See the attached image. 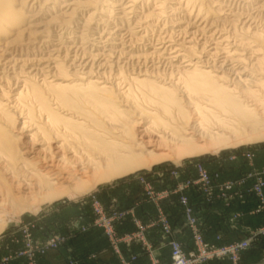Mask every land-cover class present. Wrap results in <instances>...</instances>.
Listing matches in <instances>:
<instances>
[{
    "label": "bare ground",
    "instance_id": "obj_1",
    "mask_svg": "<svg viewBox=\"0 0 264 264\" xmlns=\"http://www.w3.org/2000/svg\"><path fill=\"white\" fill-rule=\"evenodd\" d=\"M34 1L41 4L40 0ZM96 1L62 6L59 0H43L42 5L52 2L48 12L58 15L49 17L50 21L67 26L79 7ZM102 1L95 9L96 17L89 15V23L95 18L105 27L113 21L115 26H128L129 33L137 28L150 33L167 21L164 25L171 24L169 30L177 29L179 40L162 37L159 49L127 57L143 67L154 59L165 61L166 71L158 69L156 60L157 68H150L151 77L147 69L127 79L129 85L145 86L147 92L131 95L130 86L122 88L119 83L113 86H119L121 94L111 92L112 83L106 82L108 61L94 68L102 53L81 61L82 57L71 58V48L64 49V57L60 50H52L50 58L39 60L38 67L31 68L34 60L21 57L35 45L22 43L33 37L29 30L32 20H26L21 10L25 0H0V112L18 109L22 99L28 105L18 117V134L12 136L5 124L0 125V224L12 210L22 206L72 196L75 189L83 190L88 182L110 181L150 168L153 162L164 159L157 154L162 151L200 155L264 142V27L259 31L245 28L255 17L231 11L225 0ZM240 1L248 7L257 0ZM167 2L172 4L168 7ZM254 11L256 17L261 16L264 2ZM176 13L185 17L169 18ZM85 22L84 27H88ZM199 33L203 43L198 41ZM165 39L168 42L161 43ZM110 48L108 54H116V45ZM11 50L20 51V55L12 56ZM220 55L223 57L217 61ZM121 56L126 57V53ZM67 69L72 72L69 76L82 74L89 79L70 80ZM52 72L65 76L60 84L49 81ZM123 74V70L117 71V77ZM94 76L96 79L90 78ZM143 77L147 78L140 79ZM77 81L82 83L71 86ZM19 83L23 86L16 93L15 89L20 88L13 87ZM71 88L76 89L75 93H68ZM134 109L141 110L134 113ZM3 115L14 127L10 114Z\"/></svg>",
    "mask_w": 264,
    "mask_h": 264
},
{
    "label": "rangeland",
    "instance_id": "obj_2",
    "mask_svg": "<svg viewBox=\"0 0 264 264\" xmlns=\"http://www.w3.org/2000/svg\"><path fill=\"white\" fill-rule=\"evenodd\" d=\"M40 1H41V4L39 1L35 2L34 0H25V4H22V5H24L25 8L21 9L23 15L25 17H28V18H26V20H30V21L32 20L31 27L29 28V30L31 32H33L32 33L33 37H30L31 35L26 36L27 38L30 37L32 40H30L29 42L23 40L22 43H35V45H33L32 47L30 46L31 47L30 52L25 51V52H22V55H21L22 58L34 60V61H32L33 64L31 65V68L34 69V68L38 67L37 62L39 60H41V59L45 60L47 56H48L47 58H50L51 54L52 55L54 54L53 53L54 50H60V55L62 57H64L65 56L64 55L65 54L64 49L71 48L72 49L71 50L72 51L71 52V58L75 55V57L80 58V60L83 58L81 61H89L91 56H95L96 54L101 55V53H102V55H104V56L101 55L99 58H97V62L95 63L96 67L94 66V68L96 69L99 67V65H102L108 61L107 63L109 65L107 64L108 67H105L107 71L106 70L105 71L109 73L110 70H108V69L113 64V67H112L113 69L110 68V69H112V72H110V74L106 73V76H107L106 82L112 83V86H110V85H108V86H110L112 88L111 92H114L116 95L121 94V92L119 90L120 88H119V86L115 87L113 85L119 83V84H121L122 88H124L125 86H128L129 82L127 79L137 77L136 74L139 73L140 70L145 71L148 69L149 72L147 73L148 74L147 76H149V77H151L153 75V73L151 74V70H150V68L153 66L156 68L158 66V69L160 68L161 71L168 70L166 63L163 60L154 59V60L150 61L149 63H147V65L144 66L146 68H144L140 64H137L135 62H131V60H128L127 57L131 56L132 54L136 55V54H140L142 52L143 53H151L152 51L159 49L161 47L160 40L162 37L167 38L168 36H171L174 40H176V41L179 40L180 37L178 36L177 29H173V31H172V29L169 30L170 29L169 25H171V24L165 26L166 25L165 22L166 23H169V22L163 21L161 24H159L157 29H153L152 32H150V33H146L141 28H137L134 32H131L134 34L127 32L128 26L121 27L119 24L117 26H115V25H113V23L115 24V22H113V21H111L112 22L111 26H113V27H111L110 25H108L106 27L103 25H98L96 22L98 20L95 18H93V21H90V23H89L88 22L89 15L93 14L94 17H96L98 12H96L95 9L101 7V5L103 3L102 0H101L102 3L100 0L99 1L97 0L93 4L92 3L89 4L88 7H87V5L79 7L78 12H77L78 14L75 16H72L74 18L71 20L69 25L61 26V24H59L58 21H56V22L50 21V18L58 15V14H55L53 16L52 14H50V12H48V8L52 7V2H47L46 5H42L43 0H40ZM59 1L60 2L62 1L61 2L62 6H67L70 3L71 4L77 3V2L78 3H85V2L91 1V0H59ZM19 2H17V4H19ZM128 2H129V0L128 1L125 0L124 4H127ZM225 2H226V6L228 5L229 9L231 11L238 12V13L242 12L244 15L245 14H248V15L251 14L252 17H255V19L252 20V22H250V21L247 22V26L245 28L248 27L252 31H257V30L259 31V30L263 29V27H264V12L261 16L256 17L255 13H254L255 12L254 7L261 5L264 2V0L254 1L253 4H250V6H248L249 9H247L248 8L247 6L244 7L243 2L240 0L239 1L238 0H228V1L225 0ZM233 2H234V4H233ZM28 4H29V6H28ZM170 4H172V3H170ZM170 4L167 2L166 6L169 7ZM151 9H153V8H151ZM177 15H178V17H177ZM184 17L185 16H183V13H176V15H174V17L170 16L169 18L170 19H176V18H184ZM244 17L247 18V16H244ZM246 18H244L243 20L247 21ZM85 20L87 21V23H89L88 27H84L86 25ZM258 21H260V22H258ZM255 22H257V24ZM83 24H85V25H83ZM160 25H162V26H160ZM248 25H250V26H248ZM115 27H117V28H115ZM164 27H166V29H164ZM111 28H113V29H111ZM255 28H258V29H255ZM118 29H122V30L119 31L118 36H116L115 33H116V30H118ZM98 30H99V32H98ZM113 30H114V32H113ZM155 30H157V31H155ZM213 30L219 32V30L216 28H213ZM170 31H171V33H170ZM218 32H217V34H218ZM229 32H231V31H229ZM127 33H129L130 35ZM165 33L167 36L165 35ZM40 34H42V35H40ZM176 34H177V36H176ZM131 36L135 37L134 38L135 40ZM158 36H159V38H158ZM200 36H201V34L199 33L198 34V41H199V43H203L204 40H200L202 38V36L201 37ZM114 37H115V39H114ZM182 37L183 36L181 35V38ZM27 38H25V40ZM130 38H132V39H130ZM136 38H139V39H136ZM157 38H158V40H157ZM215 38H219V36H216ZM141 39H142V41H141ZM167 39L163 40L161 43H164V42L167 43L168 42ZM119 40H120V42H119ZM138 40H140V41H138ZM121 42H123V43H121ZM113 44L116 45V49H114V51H117V52H116V54L110 55V54H108L107 51L111 49L110 47ZM64 47H66V48H64ZM77 48H78V50H76ZM25 49H26V47H25ZM11 51H12L11 52L12 56L20 55L19 54L20 51H18L16 53L14 50H11ZM120 51L124 52V54L126 53V57L121 56L122 52H120ZM87 53L88 54L90 53L89 57H88ZM118 54H120V57H121V58L119 57V59H117ZM108 56L110 58H108ZM116 56H117V58H116ZM222 57H223V55L222 56L220 55V56H218V58L216 60L221 61ZM115 61H117V62H115ZM155 61L157 62L156 63L157 66L155 64ZM158 61H160V62H158ZM114 62H115V64H114ZM153 62H154L153 65L150 64ZM116 64L118 65V67ZM164 65H166V67ZM120 66H123V67L119 68ZM140 66H141V68H140ZM122 70H123L124 74L120 77H117V71H122ZM66 72L68 75V79H70V80H75L76 78H78L79 80L89 79V78H85L84 75H82V74H79L80 76H76V78L69 76L70 74H72V72H70V70H68V69L66 70ZM115 72H116V74H115ZM51 76H53V77H50L49 81L54 82V84H60L61 83L60 78L65 77V76H59V74H57V73L55 74L53 72L51 73ZM127 77H129V78H127ZM90 78L96 79L95 76L90 77ZM145 78H147V77H145ZM145 78L143 77L140 79H145ZM152 80H153V78H152ZM22 81H23V79L20 80V82H22ZM81 83L82 82L77 81L75 83H71V86L80 85ZM21 84L22 83H19L17 86L14 85L13 88H15V87L20 88L19 90L15 89L16 93L20 92L21 87L23 86V84L22 85ZM63 85H66V83ZM129 86L131 89V95H138L142 92H147V89L145 88V86H136V85H129ZM75 90H76L75 88H74V90H73V88L68 89V93L73 94V93H75ZM11 91H12V89H11ZM129 102L132 103L131 107L133 108L135 105L134 102H131V100ZM26 106H28L26 100L22 99L21 105L18 109L11 111V110H7L5 108L4 110H2V112H0V123H1L0 125L5 124L4 126H6V128H7V129L6 128L5 129L11 135L12 134L13 135L18 134L17 129L19 128V123H20L19 121H21V120H19L18 117L20 115L24 114L25 111H23V110H26L28 108ZM29 109H30V107H29ZM140 110L134 109V110H132V112L134 111V113H139ZM3 113L10 114V116H12V117L9 116L8 118H10L11 122L12 121L15 122L14 127H11V125H9L7 123V118L3 115ZM21 113H23V114H21ZM133 116H135V115L133 114ZM95 117H97V114H95L94 118ZM200 144H206V143H200ZM257 149H260V150L264 149V142H257V143L244 144V145H240V146H233L232 148H226L223 150L220 149V150H217L216 152L204 153V154H200V155H178L177 153H169V151H162V152H159L157 154H159V156H161V155L165 156L164 159L160 162H156V163L153 162L151 164L150 168L135 170L134 172L129 173L123 177L114 178L110 181L97 182L95 184L93 183L94 185L91 184L90 182H88L87 187L83 188V190H76L75 189V192L72 194V196H62V197H59L55 200L42 201L41 203L36 202V203H33L32 206H29L27 208L22 206L20 208H17L16 210H12L9 213L10 216H7L6 219L0 224V263L2 262V260L4 258L11 259L9 264H15L18 261L20 263V261H22L25 258L16 259V256H15L16 253L22 252V251L25 252V250H28L30 246H32V248L34 250L37 248H40L41 244L47 243V241H49L51 239H56V238H58L60 240L64 239L62 241V245L60 248L64 247L66 234L69 232L75 231V230L72 231L71 225L69 228H67L68 224L66 223V225H65V222L67 220H70L71 216H78V214H81V212H83V216L91 217V221H89L88 225L81 229L82 232H86L89 230V227L90 228L93 227V228L99 229L104 234L103 228H101L100 225H98V223H97V222H99V216H100L98 214V209L100 210L103 208V211L107 214L108 217L113 216L114 212L120 208L118 201H117L118 199L116 198L114 191L125 183H127V184L135 183L134 177L136 175L153 173V172L160 173L161 171H172V170L174 171V170L178 169V167L185 166V164H188V166H189L190 163H192V162L194 163L195 161H203V162H206V164H208L210 162L217 161L218 158L227 159L228 157H230V155H232L236 151H238V152L252 151V152L256 153ZM222 160H224V159H222ZM228 163L229 162H223L222 161V166H223L224 172H226L227 169L232 170V172L224 174L225 175L224 179H228L227 176H231L232 179L238 178V177H240V175H242L244 173L243 171H246V168H244V165L240 169V168H233V166H231V164L228 165V167L225 166ZM255 164H256V162H255ZM236 166H238V164L235 165L234 167H236ZM256 166H257V164H256ZM234 169H236V171H234ZM260 169L264 170V166ZM192 175L196 176L195 173H192ZM190 178H191V176H190ZM156 179H158V177L154 178V180H156ZM191 179H193V178H191ZM156 183L159 184V181H156ZM251 186H252V183L250 182L248 184V187L251 188ZM104 191H108V195H107L106 199H103L100 196L101 193H103ZM194 197H196L197 200L200 199L198 193L194 194ZM105 200H106V203L104 204L103 201H105ZM201 207H205V206L201 205ZM206 210L209 211L211 209L207 208ZM212 210L214 211L215 209H212ZM123 211H125V210H123ZM233 212L235 213V211H233ZM236 212L240 213L241 211H236ZM240 221L241 220L239 219L238 222H235L233 224L229 223L231 226H233L232 227L233 232L230 233V235L233 236V241L231 243H229L231 238H228L227 243H225V241L222 240L224 244L228 245V244L238 243L242 239L249 238V236L251 234H254L256 231H258L259 229L264 227V225H263L260 228L250 230L248 233H246L244 236H241V238L238 239V235L236 234L235 231L237 229L236 227L240 225ZM125 222L123 224H125ZM223 227H224V224H223ZM199 228H200L201 232L205 233L204 234L205 242L212 243L213 242L212 237L208 238L207 235L210 232L214 231L213 225L208 224L206 221V223L200 225ZM220 230H221V228H220ZM221 232L219 234H222ZM215 234H217V233H215ZM28 235H31V238L33 241V243H31V245H28V240L25 238ZM44 236H45L46 240L41 239V237H44ZM192 242H193V240H192ZM193 245H194V243H193ZM195 249H196V246L194 245L193 250H195ZM193 250H191V251H193ZM191 251H188V252H191ZM25 262L28 264L27 259H25ZM203 264H264V235H262V236L260 235L257 239H255V241L253 242V251L252 252L247 251L244 254H242L240 261L237 263H235V261L232 258H225V259H221V260L208 261V262H205Z\"/></svg>",
    "mask_w": 264,
    "mask_h": 264
},
{
    "label": "built area",
    "instance_id": "obj_3",
    "mask_svg": "<svg viewBox=\"0 0 264 264\" xmlns=\"http://www.w3.org/2000/svg\"><path fill=\"white\" fill-rule=\"evenodd\" d=\"M264 153V149H262ZM256 153L252 151L238 152L236 151L227 159L218 158L215 162L206 164L203 161H195L194 163L185 164L172 171H161L140 174L134 177L135 184L139 187L137 200L139 205L141 202H147L155 209L156 216L149 224H144L134 217V210L118 209L113 216L108 217L102 209H98L99 222L104 230V235L108 239L114 253L120 254L121 243L140 242L147 250L150 246L145 241V232L149 228H157L162 235L164 243L170 248V264H203L212 260H221L232 258L235 263L239 262L241 255L245 252L253 251V242L260 235H264V227L251 234L249 238L242 239L235 244H224L222 234L217 233L212 243H207L204 240V233L200 230V225L206 223V209L221 205L224 211H228L230 219L228 223L233 224L238 222L243 217V214L235 213L232 208L237 203H243L248 198L254 197L258 203L257 209L252 214H264V170L258 168L255 164ZM224 159V160H222ZM223 162H229L228 165H237L235 168H246V171L238 178L227 177L224 179V174L232 172L227 169L223 170ZM240 164V165H239ZM222 168V169H221ZM234 168V167H233ZM226 169V168H225ZM195 173L196 176L192 175ZM193 178L191 179L190 178ZM155 177L158 179L154 180ZM159 181V184L156 183ZM252 183L251 188L248 187ZM254 182V183H253ZM161 185L162 189L158 187ZM199 194L198 202L205 206V213L200 214V210L195 204L194 194ZM201 195V196H200ZM202 197V198H201ZM175 206L180 211L183 219L182 227L191 233L196 249L188 252L184 249L183 244L177 240L175 230L171 223L169 213L164 206V203ZM215 214L222 216L220 210L213 211ZM240 214V215H239ZM131 217L137 231L127 235H119L118 226L123 225L125 221ZM28 240V245L33 243L31 235L25 237ZM64 239H51L47 243L41 244L40 248L33 249L29 247L25 252L15 254L16 259L25 258L28 264H42L41 258L45 257L50 251H57L62 245ZM11 259L4 258L0 264H9ZM132 260H135L133 258ZM61 264H80L74 258H64ZM122 264H130L128 261ZM152 264H161L155 259Z\"/></svg>",
    "mask_w": 264,
    "mask_h": 264
},
{
    "label": "crops",
    "instance_id": "obj_4",
    "mask_svg": "<svg viewBox=\"0 0 264 264\" xmlns=\"http://www.w3.org/2000/svg\"><path fill=\"white\" fill-rule=\"evenodd\" d=\"M256 164L258 168L264 166V153L262 150L257 149L256 152ZM235 166V165H231ZM235 168V167H234ZM236 171V169H234ZM225 177V175H224ZM228 178L231 176H227ZM162 189L161 185H159ZM139 187L135 183L123 184L118 189H116L115 195L118 199V204L122 210H134V217L140 220L144 224H149L152 219L155 218L156 212L152 205L147 202H141L137 205V193ZM108 191L101 193V197L106 199ZM104 204L106 200L103 201ZM195 204L200 210V214L205 213L203 211L205 207H201V204L195 197ZM167 212L170 215L172 226L175 230L179 231L176 234V238L180 241L186 251H191L194 249V245L191 238V233L183 229L182 215L178 209L169 205V203H164ZM258 203L254 197H250L247 201L243 203H237L232 211H241L243 213L242 219H240V225L236 228V234L238 239L244 236L250 230L260 228L264 225V214H252L253 211L257 209ZM204 208V209H203ZM211 210L207 211L206 217L204 218L208 224L213 225L214 231L210 232L207 236L212 237L214 241L215 233H222L223 241L228 242V238H231L230 242L233 241V236L230 235L233 229L228 220L230 219V214L228 211H224L221 205H215L213 208L209 207ZM214 211L220 210L222 216L215 214ZM204 216V215H202ZM91 221V217L83 216V212L78 214V216H71L70 220L65 222L68 227L71 225L73 232L66 234L65 245L57 251H50L45 257L41 258L42 264H61L64 262V258H74L80 264H122L127 261L130 264H152L155 259L159 260L161 264H170V248L164 243L162 235L157 228H149L145 232V241L150 246L147 250L143 244L140 242H131L128 244H120V254L114 253L108 239L105 237L102 231L97 228H90L86 232H82L81 229L86 227ZM224 224V227H223ZM73 226V227H72ZM74 228V229H73ZM221 228V230H220ZM137 231L136 226L133 224L131 217L125 224L118 226L119 235H127ZM66 233V232H65ZM205 234V233H204ZM213 234V235H212ZM41 239L46 240L45 236ZM135 258V260H132ZM15 264H27L25 259L19 261Z\"/></svg>",
    "mask_w": 264,
    "mask_h": 264
},
{
    "label": "trees",
    "instance_id": "obj_5",
    "mask_svg": "<svg viewBox=\"0 0 264 264\" xmlns=\"http://www.w3.org/2000/svg\"><path fill=\"white\" fill-rule=\"evenodd\" d=\"M252 252V251H251Z\"/></svg>",
    "mask_w": 264,
    "mask_h": 264
}]
</instances>
